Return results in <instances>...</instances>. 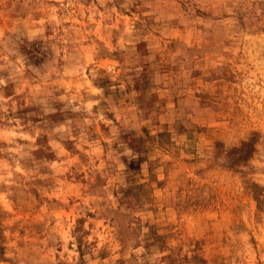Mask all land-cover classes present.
Segmentation results:
<instances>
[{"label": "rangeland", "instance_id": "374dc122", "mask_svg": "<svg viewBox=\"0 0 264 264\" xmlns=\"http://www.w3.org/2000/svg\"><path fill=\"white\" fill-rule=\"evenodd\" d=\"M0 264H264V0H0Z\"/></svg>", "mask_w": 264, "mask_h": 264}, {"label": "clouds", "instance_id": "9594fccd", "mask_svg": "<svg viewBox=\"0 0 264 264\" xmlns=\"http://www.w3.org/2000/svg\"><path fill=\"white\" fill-rule=\"evenodd\" d=\"M233 148H238L236 145H230V146H227L225 149H224V152H225V155H229V153L232 151Z\"/></svg>", "mask_w": 264, "mask_h": 264}]
</instances>
